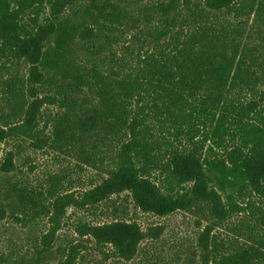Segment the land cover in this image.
Wrapping results in <instances>:
<instances>
[{
  "label": "trees",
  "instance_id": "16d2710c",
  "mask_svg": "<svg viewBox=\"0 0 264 264\" xmlns=\"http://www.w3.org/2000/svg\"><path fill=\"white\" fill-rule=\"evenodd\" d=\"M3 142L0 225L22 228L0 264H170L164 227L125 219L122 193L204 222L187 264H264V0H0ZM22 146L95 170L90 187L17 178ZM102 202L111 219L61 244L67 211Z\"/></svg>",
  "mask_w": 264,
  "mask_h": 264
},
{
  "label": "rangeland",
  "instance_id": "374dc122",
  "mask_svg": "<svg viewBox=\"0 0 264 264\" xmlns=\"http://www.w3.org/2000/svg\"><path fill=\"white\" fill-rule=\"evenodd\" d=\"M27 146L20 147L19 154L14 159V163L17 166V170L15 171L17 178H25L32 183H44V179L47 178L46 174H59L65 172L67 173V176L74 178L73 190L75 194L82 189L90 187L88 181L89 178L95 176V170L88 167L78 170L73 161H70L63 156H57L45 150H33ZM15 147L16 146L14 145L13 147L11 143H0V159L3 157L6 150H13L15 152ZM1 177L2 175L0 174V179ZM112 199H115L117 204H121L120 209L124 208L126 212L125 215H123L124 218L135 220L139 223L141 228L146 229L151 226L162 225L164 229L163 233L159 237V245H162L163 249L166 251L168 263L171 264L172 260L174 262L180 256L184 261L181 260L180 263L176 264H183V262L184 264H187L188 258L191 256V250H193L196 246L197 234L201 228H203L204 222H201L198 226L196 223L198 217L181 211L175 212L166 218L141 213L138 209L133 207L130 197L126 196L124 193H122L118 198L113 196ZM8 204L10 209L17 208V201L15 199H11ZM259 205H261V203ZM262 205L264 206V204ZM111 210L112 207H109L108 202H102L98 205V207L94 209L90 207L88 210H83L82 208H70L67 211L64 219L65 224L60 232V243L65 244V239L74 240V238H77L73 232V228H75L77 222L102 223L109 221L111 219ZM8 211L9 210H7V212ZM1 224L0 251L7 250V237H11L10 230L5 228H22L21 225H19L12 217L7 216L2 220ZM31 228H35L33 233H39L45 228H48L47 220L43 219V221H40ZM99 258L96 257V259ZM57 259L58 254L55 249L50 250L45 257V261L50 264H54ZM195 261L193 264H195ZM102 264H110V261L105 263L102 262Z\"/></svg>",
  "mask_w": 264,
  "mask_h": 264
}]
</instances>
